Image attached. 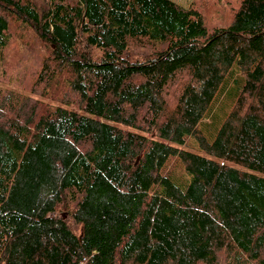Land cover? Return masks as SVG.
Masks as SVG:
<instances>
[{"label":"trees","instance_id":"trees-1","mask_svg":"<svg viewBox=\"0 0 264 264\" xmlns=\"http://www.w3.org/2000/svg\"><path fill=\"white\" fill-rule=\"evenodd\" d=\"M218 1L0 0V264H264V0Z\"/></svg>","mask_w":264,"mask_h":264},{"label":"rangeland","instance_id":"rangeland-1","mask_svg":"<svg viewBox=\"0 0 264 264\" xmlns=\"http://www.w3.org/2000/svg\"><path fill=\"white\" fill-rule=\"evenodd\" d=\"M178 2L179 4L188 7L190 6L194 0H174ZM228 0H219L217 4V8L211 7L207 5L203 9V14H204V20L206 22H216L221 26H227L230 24L232 21L231 19V11H230V6L231 3L227 2ZM210 0H208V3ZM236 2V0H235ZM238 6V3L236 4ZM3 86H6L4 84H0ZM236 82L232 81L231 83V89L236 88ZM9 87V86H6ZM15 89V88H13ZM18 90V89H16ZM20 91V90H19ZM234 95L229 93L221 97V99L218 101V103L215 106V116L212 117L207 124H201L200 128L202 129L204 135L212 140L215 136V133L218 129V127L221 125L222 120L230 110L232 101H233ZM194 142H190L188 145H182V147L189 149L193 152L203 154L199 148H197L196 141L192 140ZM180 146V145H179ZM190 178L189 173L185 170L184 166L182 163L176 165L174 169V174H173V179L180 185L181 187H185L186 181Z\"/></svg>","mask_w":264,"mask_h":264},{"label":"built area","instance_id":"built-area-1","mask_svg":"<svg viewBox=\"0 0 264 264\" xmlns=\"http://www.w3.org/2000/svg\"><path fill=\"white\" fill-rule=\"evenodd\" d=\"M79 264H87L85 260H82Z\"/></svg>","mask_w":264,"mask_h":264}]
</instances>
